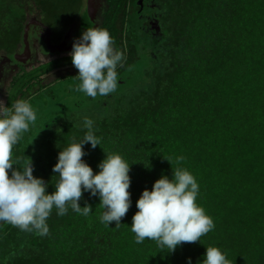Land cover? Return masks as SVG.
Returning a JSON list of instances; mask_svg holds the SVG:
<instances>
[{
  "label": "trees",
  "instance_id": "16d2710c",
  "mask_svg": "<svg viewBox=\"0 0 264 264\" xmlns=\"http://www.w3.org/2000/svg\"><path fill=\"white\" fill-rule=\"evenodd\" d=\"M88 4L0 0V57L21 50L31 23L56 38L70 29L72 41L79 38L88 26ZM102 17L100 27L126 58L117 69L126 87L108 96L85 95L53 120L36 119L12 159L18 166L31 159L33 175L53 192L58 152L84 136L82 118L88 116L101 143L95 149L86 144L82 159L98 172L105 153L122 155L131 165L132 205L122 224L108 226L100 221L99 198L84 193L79 203L87 201L92 213L69 207L58 216L54 208L47 236L0 222V264H187L189 257L197 264L208 246L220 247L231 264H264V0H107ZM50 64L20 66L0 98L7 106L18 99L32 103L78 75L70 72V55ZM62 70L64 76L46 83ZM178 166L196 178L197 203L214 230L172 253L155 241L137 244L130 227L136 201L162 174L171 179Z\"/></svg>",
  "mask_w": 264,
  "mask_h": 264
},
{
  "label": "clouds",
  "instance_id": "9594fccd",
  "mask_svg": "<svg viewBox=\"0 0 264 264\" xmlns=\"http://www.w3.org/2000/svg\"><path fill=\"white\" fill-rule=\"evenodd\" d=\"M69 55L73 66L78 69L76 78L80 83L76 91L91 98L108 96L116 91L117 69L123 67L126 58L114 47V40L107 29L100 26L84 29L80 37L73 40ZM36 119V112L29 101L18 99L7 106L0 100V222L24 232L47 236V220L54 208L58 216L67 214L69 207L83 216L92 213V206L87 201L83 207L79 203L84 193H89L99 198L103 208L101 223L108 226L113 222L116 226L122 224V218L132 205L129 191L131 165L119 153H105V158L97 165L99 171L94 172L82 159L86 155V144L90 143L95 149L101 143V138L95 134L94 119L84 116V136L79 140L74 138L58 152L57 162L52 168L54 176H58L53 192H48V183L43 178L33 175L31 159L23 166L13 162V147ZM183 159L182 156L177 157V165ZM172 170L171 179L162 174L151 190L145 188L142 191L136 201L138 211L130 225L137 244L146 239L155 241L169 253L184 243L200 241L215 228L213 219L197 203L199 184L194 175L184 167ZM187 264H192L191 257L187 258ZM197 264L231 262L220 247L208 246Z\"/></svg>",
  "mask_w": 264,
  "mask_h": 264
},
{
  "label": "rangeland",
  "instance_id": "374dc122",
  "mask_svg": "<svg viewBox=\"0 0 264 264\" xmlns=\"http://www.w3.org/2000/svg\"><path fill=\"white\" fill-rule=\"evenodd\" d=\"M99 2L100 0H96L95 2V10L93 12V15L91 14V6L90 4H88V10L86 11L87 17L89 18V22L87 23L88 26H86L87 28L90 26V28L92 27H96L98 26L96 23L97 21L100 20L97 14V9L99 8ZM104 9V8H103ZM29 36V34H28ZM28 39H30V36L28 37ZM56 40V39H55ZM36 43V42H35ZM52 45V47H54V43H48V45ZM36 45V44H35ZM44 51V52H43ZM43 51L40 50V47H38L36 45L35 49H34V58L31 61V59H29V56H26V54H28L29 50L25 49V53L22 54H18L20 55V59H17V54L11 55L10 57H4L1 56L0 58L4 57V62L6 63H11L13 66L11 68V70H9L10 72H6L7 76L6 78H1L0 75V84L3 85V87H0V91L2 93L5 92V89L7 88L8 84L10 83L11 79L20 71V66H24V64L28 61V64L25 66L27 69H31L32 67H39L40 65H49L50 62L52 63V61H54L55 59H59L62 57V59L64 58V56H69V53L66 52H62L59 55L51 53V49L48 46L46 49L44 48ZM5 55V54H4ZM24 57H28L26 60H22ZM32 57V56H31ZM1 61V59H0ZM51 65V64H50ZM144 67V64H141L139 67H136V70H140L141 72V68ZM69 69L71 67H68ZM62 69V68H61ZM60 69V70H61ZM68 69V70H69ZM65 70V68H64ZM64 70L59 71V72H54L53 75L49 76L48 79H46V83H51L54 82L55 79L59 76H64L66 74V72H64ZM76 71L78 72V69H72L70 72L71 73H76ZM125 77H127L128 75H130L128 72L124 74ZM79 80L75 77H72L70 79H65L59 83L54 84L50 90H48V92L46 93H39L35 99L32 101L31 105L33 106V108L36 109V116L37 119L40 121H46L47 119H51L53 120L55 117L59 116L60 113V109L65 106L66 108H68L69 110H71L70 108H72L76 101H78L79 99L85 97V93L81 92V91H76V88L79 84ZM121 87H126L124 84L121 86V82L118 81V86L116 91L120 90ZM35 91H38V88L35 89ZM55 92L56 93V97L53 98L50 97L51 93ZM1 93V94H2ZM0 100L4 101L5 103V97L1 96ZM37 121V120H36Z\"/></svg>",
  "mask_w": 264,
  "mask_h": 264
},
{
  "label": "flooded vegetation",
  "instance_id": "af4514ba",
  "mask_svg": "<svg viewBox=\"0 0 264 264\" xmlns=\"http://www.w3.org/2000/svg\"><path fill=\"white\" fill-rule=\"evenodd\" d=\"M106 3H107V0H100L99 2V8L97 9V14H98L97 17H99L100 20L97 21L96 23L98 26L102 24V21H103L102 12H103V8L105 9ZM30 23H28L27 25H30ZM30 26H31V31L28 33L30 36V50L28 54H26V56H29V59H31V61L34 58L35 53L33 51L36 45L40 47L41 51H43L44 48L46 49L49 46L51 49V53H54V54H57L58 52L60 53L67 52L72 49V44H73L72 34L74 30L70 29V31L66 32L61 38L59 37L56 38L53 36L52 32L49 31V29L47 28L45 29L43 27L39 28L38 26L33 25L32 23ZM51 42L55 44L54 47H52L51 44L48 45V43H51ZM22 53H25L24 45L22 46L21 50L17 53V55L22 54ZM27 58L28 57H24L22 60H26ZM3 60H4V57H2L0 61V75H1V78H6L7 76L6 72H10L9 70H11L13 66H11L12 65L11 63H6ZM27 64H28V61L24 64V66H26Z\"/></svg>",
  "mask_w": 264,
  "mask_h": 264
},
{
  "label": "water",
  "instance_id": "95a60500",
  "mask_svg": "<svg viewBox=\"0 0 264 264\" xmlns=\"http://www.w3.org/2000/svg\"><path fill=\"white\" fill-rule=\"evenodd\" d=\"M89 2H90V6H91L90 7L91 8L90 9L91 10V14L93 15V12L95 10V2H96V0H89ZM29 28H30L29 26L26 27L25 34H24V39H23V45H24L26 50H30V44H29V41H28L29 40L28 39V37H29L28 36ZM20 57L21 56L18 55L17 59L21 60Z\"/></svg>",
  "mask_w": 264,
  "mask_h": 264
}]
</instances>
